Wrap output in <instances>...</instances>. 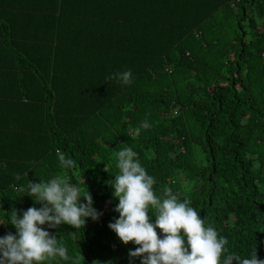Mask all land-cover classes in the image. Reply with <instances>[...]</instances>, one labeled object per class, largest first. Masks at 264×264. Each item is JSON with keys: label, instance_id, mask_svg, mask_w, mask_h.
<instances>
[{"label": "trees", "instance_id": "obj_1", "mask_svg": "<svg viewBox=\"0 0 264 264\" xmlns=\"http://www.w3.org/2000/svg\"><path fill=\"white\" fill-rule=\"evenodd\" d=\"M124 147L227 239L221 264L264 260V0H0V238L42 207L28 182L67 175L99 217L42 225L69 257L43 264H141L108 227Z\"/></svg>", "mask_w": 264, "mask_h": 264}, {"label": "clouds", "instance_id": "obj_2", "mask_svg": "<svg viewBox=\"0 0 264 264\" xmlns=\"http://www.w3.org/2000/svg\"><path fill=\"white\" fill-rule=\"evenodd\" d=\"M124 84L131 82V70L114 74ZM151 125L147 120L133 130L138 136L141 129ZM60 165L67 169L75 166L71 158L59 149ZM116 167L119 173L110 186L113 196L118 199L115 211L119 218L108 227L119 240L138 247L129 252L130 257H143L141 264H221L227 239L218 236L217 230L205 226L200 213L190 206V201L182 202L172 189L165 187L163 198H158L153 190L156 183L137 158V153L130 147H124L116 154ZM42 207H29L18 218L16 211L11 212L10 224L16 229L0 238V264H43L55 259L67 260V248L57 242L41 226L50 228L66 224L82 229L86 218L97 220L99 213L92 207L91 194L83 193L79 186L70 182L67 175H57L54 179L39 183L28 182L27 194ZM81 197L86 203H81ZM149 206L154 209V222L149 216ZM163 234V238L158 234ZM264 264L258 259L256 248L250 258L230 253L224 256L222 264Z\"/></svg>", "mask_w": 264, "mask_h": 264}]
</instances>
